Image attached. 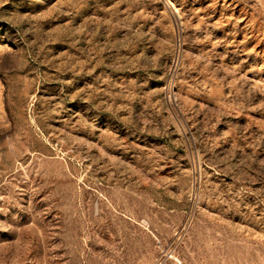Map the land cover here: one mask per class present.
<instances>
[{
    "label": "rangeland",
    "instance_id": "1",
    "mask_svg": "<svg viewBox=\"0 0 264 264\" xmlns=\"http://www.w3.org/2000/svg\"><path fill=\"white\" fill-rule=\"evenodd\" d=\"M0 264H264V0H0Z\"/></svg>",
    "mask_w": 264,
    "mask_h": 264
}]
</instances>
